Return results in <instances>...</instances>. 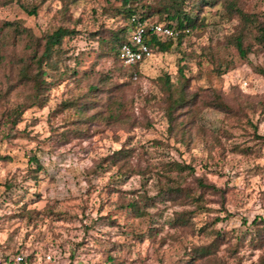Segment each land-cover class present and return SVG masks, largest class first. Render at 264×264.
Wrapping results in <instances>:
<instances>
[{"label": "rangeland", "instance_id": "rangeland-1", "mask_svg": "<svg viewBox=\"0 0 264 264\" xmlns=\"http://www.w3.org/2000/svg\"><path fill=\"white\" fill-rule=\"evenodd\" d=\"M198 1L188 5L196 10ZM63 8L61 0H45L28 15L15 2L0 4V26L16 21L37 37L59 24L78 31L64 39L57 67L46 68L47 80L64 77L51 83L43 107L26 108L14 129L6 115L29 104L32 90L10 88L16 67L0 65V156H6L0 157V253L23 248L25 264H264V224H251L264 218V143L254 137L264 134V51L255 45L244 59L232 43L240 28L247 39L251 32L221 3L205 6L204 25L178 48L152 50L135 79L133 68L103 53L110 32L127 24L119 0H76ZM239 8L261 16L264 0H240ZM147 21L164 23L157 14ZM24 46L11 41L7 51L20 54ZM167 76L198 93L192 107L175 113L182 130L172 129L166 115ZM216 93L231 112L206 106ZM73 101H87L82 113ZM122 147L132 156L119 177L106 158ZM167 161L193 167L190 175H172L182 186L199 191L203 178L220 193H205L204 207L158 201L143 215L128 209L131 200L154 196L169 182L161 169ZM182 211L189 221L175 225ZM213 229L224 233L216 254L193 258L192 247L209 243Z\"/></svg>", "mask_w": 264, "mask_h": 264}, {"label": "trees", "instance_id": "trees-1", "mask_svg": "<svg viewBox=\"0 0 264 264\" xmlns=\"http://www.w3.org/2000/svg\"><path fill=\"white\" fill-rule=\"evenodd\" d=\"M44 1L45 0H0V4L15 2L28 15H35L39 6ZM61 1L64 5L63 9L65 12L67 7L76 0ZM152 1L154 5L144 0H119L120 8L118 13L127 20V24L117 28L116 31H111L108 37L109 40L106 42L107 44H104L103 37L98 36L101 43L106 46V51L103 52L105 55L112 56L114 59L122 62L119 58V50L123 44L129 42L125 36L128 27L133 28L136 24V22L131 21V18L134 17L137 22H147V20L155 14L161 15L164 23L156 22L172 28L175 31V35L163 36L149 33V30H146V41L151 51L157 50L160 52H167L174 47L178 48L187 33L198 26L204 25V16H200V11H202L203 7L213 5L216 2L221 3L231 16L237 17L239 23L242 24L244 28L246 27L249 30L248 32L252 34L251 38L247 39L243 30L240 28L238 34L234 35L232 38V43L240 57L244 59L247 58L248 53L252 51L255 45L259 48L260 52L264 51V12L261 16H258L255 12L242 10L239 8L240 0H199L196 5V10H193V8L188 5V0ZM76 34H78V31L75 28L63 24H59L53 29L45 31L39 37L34 36L30 29L23 27L16 21H5L3 25L0 26V65H2L4 61H8V63L16 67L14 70V83L11 84L10 88H14L17 85H29L32 90L28 98L29 104L16 106L6 115L5 122L11 129H14L21 121L26 108L33 106L43 107L45 105L47 91L51 83L56 82V79L60 80L64 77L63 72H60L58 76L51 78L52 80L49 81L46 78L51 77V75L46 68L57 67L64 39L67 37L71 38ZM9 35L13 37L8 38ZM18 40L25 43L23 53L17 54L15 52H8L7 49L11 41L16 43ZM138 66V64L130 66L133 68L132 75L135 79L139 75ZM259 71L264 73L261 69ZM163 84L168 94L166 115L168 116L169 123L172 129L178 127L182 130L184 124L177 121L175 113L185 107H192L198 93L189 94V92L185 90L186 82L180 86L175 85L168 76L165 78ZM70 103L75 104L78 109L77 111L82 113L87 101L83 104L74 101ZM206 106L217 108L223 112H231V105L217 93L214 95L212 101L206 103ZM92 117H94V115ZM117 117V111L115 113L110 112L107 116V120L117 119ZM254 137L259 142L264 143V134H257L254 132ZM249 149V147H246L245 150L238 148V151L244 152ZM131 156V150L122 147L114 151L106 160L111 166H117V170L119 171L118 175L122 177L127 169L126 163ZM0 157L5 158L6 156ZM36 168L40 169L41 165L37 163ZM161 169L162 175L167 178L170 183L168 182L164 186H160L154 196L145 194L141 195L138 201L131 200L127 204L128 209L138 215H143L146 213L147 207L155 205L158 201H178L182 202V204L188 202L195 204L196 207H204V201L206 199L204 198L205 193H220V188H217L214 184L208 183L203 178L197 179L199 191H193V188L182 186L175 177L181 176L184 172L188 175L192 174L194 169L190 164L179 161H167L164 162ZM133 173L141 172L134 170ZM172 175L176 176L172 177ZM189 216V212H178L173 218V222L175 225H185L189 221ZM258 223L261 225L264 224V218L259 222H257V219L251 222L254 226L259 225ZM211 231L213 239L209 243L192 247L191 253L193 258L211 259V257L216 254L219 245L223 243L224 233L218 229H213ZM256 231H258V229ZM18 251H24L26 253L25 249L20 248L11 254H2L5 259H9L10 256L16 254ZM27 257L26 253L25 263L27 262Z\"/></svg>", "mask_w": 264, "mask_h": 264}, {"label": "built area", "instance_id": "built-area-1", "mask_svg": "<svg viewBox=\"0 0 264 264\" xmlns=\"http://www.w3.org/2000/svg\"><path fill=\"white\" fill-rule=\"evenodd\" d=\"M131 21L136 22L132 28L131 36L128 43L121 46L119 50L120 60L128 66L140 64L152 55V51L146 41V30L149 33H155L163 36H173L175 31L169 26H165L158 22H137L134 17ZM26 253L18 251L16 254L5 259L4 255L0 253V264H25Z\"/></svg>", "mask_w": 264, "mask_h": 264}]
</instances>
